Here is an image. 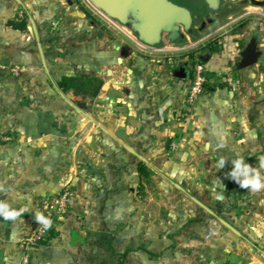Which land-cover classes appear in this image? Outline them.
Returning a JSON list of instances; mask_svg holds the SVG:
<instances>
[{
    "label": "crops",
    "instance_id": "obj_1",
    "mask_svg": "<svg viewBox=\"0 0 264 264\" xmlns=\"http://www.w3.org/2000/svg\"><path fill=\"white\" fill-rule=\"evenodd\" d=\"M71 1L0 0V201L28 209L0 217V264H24L41 202L66 183L68 209L30 264H264V189L226 178L241 156L264 164L257 69L188 107L192 74L175 71L189 61L167 73ZM209 46L193 58L207 68ZM79 71L103 81L96 98L58 90Z\"/></svg>",
    "mask_w": 264,
    "mask_h": 264
},
{
    "label": "water",
    "instance_id": "obj_2",
    "mask_svg": "<svg viewBox=\"0 0 264 264\" xmlns=\"http://www.w3.org/2000/svg\"><path fill=\"white\" fill-rule=\"evenodd\" d=\"M86 1L138 46L152 52L189 49L246 15H264V0ZM262 55L258 40L252 39L241 52L236 71L258 65ZM175 76L188 79V70L180 67Z\"/></svg>",
    "mask_w": 264,
    "mask_h": 264
},
{
    "label": "rangeland",
    "instance_id": "obj_3",
    "mask_svg": "<svg viewBox=\"0 0 264 264\" xmlns=\"http://www.w3.org/2000/svg\"><path fill=\"white\" fill-rule=\"evenodd\" d=\"M80 1L91 10L94 16L99 21H101V23L109 27L111 35H113L116 41L120 42L121 44L123 43V45H125L127 48L130 47V45H136V43L128 36L121 32L100 13L94 10L86 0ZM252 38H257L259 48L263 52L260 62L253 68L257 69L259 77V79L256 81L257 95L263 97L262 99H264V15L255 13L246 15L231 25L220 30L207 40L189 49L167 52L145 51L150 53L152 55L151 57L155 59H161L162 62H160V65H163L164 67H166V65L177 66L181 61H189L191 66V74H193L194 64L198 61H194V59L190 61V56L193 57L198 52H201L204 47L209 45H221V50L215 52L214 58L207 68L209 84L227 82L239 85L237 83L240 81V77L238 75L241 73L236 71V66L241 60V52L244 50L245 45ZM168 69V67L164 68L166 72ZM162 73L164 72H157L158 75H162ZM257 165L255 164L254 167L264 174V168L261 167L262 163L261 165L260 163ZM254 192L255 191H252V193Z\"/></svg>",
    "mask_w": 264,
    "mask_h": 264
},
{
    "label": "built area",
    "instance_id": "obj_4",
    "mask_svg": "<svg viewBox=\"0 0 264 264\" xmlns=\"http://www.w3.org/2000/svg\"><path fill=\"white\" fill-rule=\"evenodd\" d=\"M208 69L205 64L201 62H195L192 82L187 96V106L192 107L197 99L204 93L206 87L209 85L208 81ZM26 72L25 67H15L12 69L14 76H19ZM174 148L177 145H173ZM73 190L69 184H64L60 193L45 198L40 205L37 215L43 213L46 217L52 220V227L45 228L42 224L37 222L34 232L29 238H27L23 245L26 253L24 255L23 263L30 264V254L29 251L41 247L47 244L51 237V230L57 219L62 217V215L67 211L69 205V199L72 196Z\"/></svg>",
    "mask_w": 264,
    "mask_h": 264
},
{
    "label": "clouds",
    "instance_id": "obj_5",
    "mask_svg": "<svg viewBox=\"0 0 264 264\" xmlns=\"http://www.w3.org/2000/svg\"><path fill=\"white\" fill-rule=\"evenodd\" d=\"M261 159L264 160V158ZM219 164L220 167L223 168L225 167L226 161L221 158ZM261 167L264 168V164H262ZM226 178H230L242 189H250L252 191L264 189V174L250 163L245 162L242 156L232 161V169L226 174ZM27 210L26 207L12 209L6 201H0V217H2L3 220L16 221L23 212ZM35 220L45 228L52 227V220L43 213L38 214Z\"/></svg>",
    "mask_w": 264,
    "mask_h": 264
},
{
    "label": "trees",
    "instance_id": "obj_6",
    "mask_svg": "<svg viewBox=\"0 0 264 264\" xmlns=\"http://www.w3.org/2000/svg\"><path fill=\"white\" fill-rule=\"evenodd\" d=\"M82 10L88 18L94 19L93 14L89 10L84 7H82ZM14 27L18 30H26L27 22L24 21L21 23H14ZM209 48L212 52H217L221 50L222 47L221 45H211L209 46ZM193 58L194 56H190V60H192ZM56 85L58 90L62 93L72 92L75 96L94 99L99 95L103 86V81L94 74H87L85 72L79 71L74 76L63 77L56 83ZM144 171H146V168H144ZM234 184L236 183L230 180L229 186H232ZM220 216L224 217L221 214Z\"/></svg>",
    "mask_w": 264,
    "mask_h": 264
},
{
    "label": "flooded vegetation",
    "instance_id": "obj_7",
    "mask_svg": "<svg viewBox=\"0 0 264 264\" xmlns=\"http://www.w3.org/2000/svg\"><path fill=\"white\" fill-rule=\"evenodd\" d=\"M252 39H257V38H252ZM252 39L249 40V42L245 45V48L252 41ZM258 46H259V43H258ZM198 57L203 59V60H207L209 57H211V54H207V55H203V56L202 55H198ZM188 74H189V78H191V70L190 69H188Z\"/></svg>",
    "mask_w": 264,
    "mask_h": 264
}]
</instances>
